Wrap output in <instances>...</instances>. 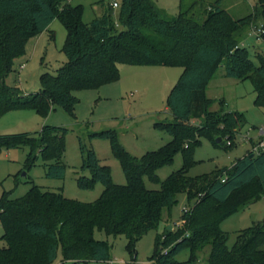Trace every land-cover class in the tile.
<instances>
[{
    "label": "trees",
    "instance_id": "1",
    "mask_svg": "<svg viewBox=\"0 0 264 264\" xmlns=\"http://www.w3.org/2000/svg\"><path fill=\"white\" fill-rule=\"evenodd\" d=\"M117 1L116 18L115 8L108 2L100 15L85 22L84 6L70 0H0V116L31 108L45 117L55 105L76 116L79 97L74 92L118 79L121 63L183 67L166 97L173 118L155 122L171 135L169 141L136 156L122 144L115 128L90 134L110 142L126 183H116L110 166L101 162L94 148L80 141V168L89 175L81 174L77 183L84 189L103 183L96 199L71 198L35 182L19 197L3 191L0 222L5 243L0 245V264H55L60 247L62 264L111 260L109 244L96 238V230L124 234L134 260L137 241L158 228L164 211H170L180 192H186L195 203L183 208L182 227L171 231L167 225L157 233L149 257L153 264H199V252L208 245V264H264V221L240 229L232 246L227 243L229 233L221 227L226 217L264 193V150L248 149L230 166L188 174L203 136L214 141L220 136L218 143L226 144L235 140L247 121L241 111L223 106L211 109L216 100L208 96L207 89L221 66L227 76L250 79L255 104L264 107V54L257 53L256 63L242 43L245 28L253 27L264 0H259L253 12L237 18L221 6V0H180L179 11L172 17L155 0ZM55 18L67 31L63 45L67 60L55 74L41 73L39 90L24 93L9 84L7 77L28 40ZM262 28L257 38L264 37V24ZM219 103L226 102L220 99ZM67 133V127L52 124L34 132L0 133V150L27 146V168L41 157L48 177L63 178ZM178 152L183 155L182 167L161 180L158 169L171 164ZM145 177L160 183V188L148 187ZM184 249L189 250L188 259L177 260L175 256Z\"/></svg>",
    "mask_w": 264,
    "mask_h": 264
},
{
    "label": "rangeland",
    "instance_id": "2",
    "mask_svg": "<svg viewBox=\"0 0 264 264\" xmlns=\"http://www.w3.org/2000/svg\"><path fill=\"white\" fill-rule=\"evenodd\" d=\"M113 0H70L72 4L84 6L83 20L91 21L100 15L108 2ZM158 6L166 11L168 17L175 16L179 11L180 0H155ZM210 3L216 0H207ZM221 6L229 9L234 17H243L254 11L259 0H221ZM259 5V4H258ZM115 8L114 18L117 16ZM264 7L259 5L258 16L254 19L256 26L264 24ZM261 11L263 13H261ZM66 28L59 18H55L44 31L32 36L25 46V52L14 61V68L7 77V82L17 85L24 93L36 92L40 89V75L45 71L53 74L67 60L63 52L66 39ZM249 49L253 60L258 63L257 53L264 54V37L257 38L250 27L244 30L242 40ZM118 79L104 83L97 88H82L74 93L79 101L74 108L76 116L67 113L60 105L51 106L47 116H42L34 109H15L0 116V133H16L24 131H37L44 124L62 125L68 128L66 135V152L64 162L67 165L63 178L48 177L45 173L44 161L39 157L36 163L27 168L25 158L27 146L3 147L0 150V197L4 190L10 191L11 197L24 195L35 182L44 189L62 191L64 195L82 201L96 199L104 189L101 182L96 183L92 189L79 187L77 178L87 174L81 170L82 152L80 141L94 148L101 162L111 168L112 178L116 183H126L127 179L120 161L113 155L110 142L107 139L91 137L90 134L106 128H115L122 144L132 154L141 156L148 150L157 149L171 139V135L163 128L155 125L157 121L172 119L166 107L167 94L183 71L178 65H138L121 63ZM208 96L216 101L211 109L221 106L232 111H241L247 121L237 132L235 140L223 144L207 136L194 151L196 163L189 169V175H199L210 172L216 168L230 166L233 162L245 155L250 147L245 141L244 134L251 131L256 135V126L264 123V107L255 104L256 92L250 79H237L225 75L221 66L207 89ZM226 103L221 105L219 100ZM226 140V138H224ZM218 143V144H217ZM234 144L233 146H231ZM228 145V146H227ZM231 146V147H229ZM183 155L178 152L171 164L158 169L161 180L170 173L181 168ZM145 183L150 188H160V183L151 182L147 177ZM195 199H189L186 192H180L170 211H164V218L158 228L149 230L136 243L137 257L132 259L126 248L127 238L124 234H106L96 230L95 236L109 244V260L96 261L94 264H153L149 257L153 253L157 233H162L165 226L171 224V231L182 227L181 220L184 206L190 208ZM264 221V193L260 197L251 199L242 205L236 212L226 217L221 227L229 233L228 245L232 246L240 229L252 225L254 222ZM4 230L0 222V245L5 241L1 239ZM211 246L208 245L199 252V264H208V255ZM179 261H186L189 250L184 249L176 256ZM62 248H59L55 264H62Z\"/></svg>",
    "mask_w": 264,
    "mask_h": 264
},
{
    "label": "built area",
    "instance_id": "3",
    "mask_svg": "<svg viewBox=\"0 0 264 264\" xmlns=\"http://www.w3.org/2000/svg\"><path fill=\"white\" fill-rule=\"evenodd\" d=\"M112 5L114 7H118L119 5L118 1L113 0ZM253 27H252V30L255 32L256 35L262 32L263 30L262 25L256 26L255 29H253ZM243 136H244L245 141H247L250 144V147H249L250 150H252L253 152H260L264 150V123H262L261 125L257 127L255 136L251 134V131H247ZM227 142L229 144L231 143L230 140H228ZM109 261L111 262L112 260H109Z\"/></svg>",
    "mask_w": 264,
    "mask_h": 264
},
{
    "label": "water",
    "instance_id": "4",
    "mask_svg": "<svg viewBox=\"0 0 264 264\" xmlns=\"http://www.w3.org/2000/svg\"><path fill=\"white\" fill-rule=\"evenodd\" d=\"M221 139H222L221 137H218V139H217V142H220V141H221ZM252 155H253V154H252ZM168 228H169V229H171V228H172V225H171V224H169V225H168Z\"/></svg>",
    "mask_w": 264,
    "mask_h": 264
},
{
    "label": "crops",
    "instance_id": "5",
    "mask_svg": "<svg viewBox=\"0 0 264 264\" xmlns=\"http://www.w3.org/2000/svg\"><path fill=\"white\" fill-rule=\"evenodd\" d=\"M119 65H120V64H119ZM209 84H210V83H209ZM208 87H209V85H208ZM249 145H250V144H249ZM248 149H249V148H248ZM248 149H247V150H248Z\"/></svg>",
    "mask_w": 264,
    "mask_h": 264
}]
</instances>
